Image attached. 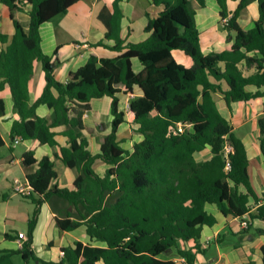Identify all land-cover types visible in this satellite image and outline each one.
Listing matches in <instances>:
<instances>
[{
    "label": "trees",
    "instance_id": "1",
    "mask_svg": "<svg viewBox=\"0 0 264 264\" xmlns=\"http://www.w3.org/2000/svg\"><path fill=\"white\" fill-rule=\"evenodd\" d=\"M78 1L0 0L9 8L15 30L13 36L0 33V93L9 86L19 115L13 122L12 139L35 140L56 148L54 129L65 126L63 135L69 147H61V159L77 172L75 190L52 186L58 174L48 156L40 161L37 171L28 174L32 193L26 199L35 205L28 239L19 250H0V264H17L15 257H20L22 264H174L171 254L196 264L198 254L205 252L200 243L203 228L217 223L206 210L208 204L216 205L226 217L243 220L247 215L250 225L246 233L264 236V203L251 211V200L259 202V198L251 184L246 147L220 113L213 94L222 87L211 80L228 85L229 91L224 93L228 103L264 98V0H233L239 2L233 13L228 0H215L221 20L228 18L225 30L234 33L235 39L230 50L207 55L201 48L193 7V1L205 7L206 0H152L165 9L149 19L145 28L149 37L139 43L122 36V0H115L113 10L103 7L98 18L106 29V40L114 42L107 48L120 54L101 59L90 56L63 83L55 75L58 60L43 52L40 29ZM252 3L258 4L259 19L245 31L239 17ZM21 12L30 17L28 30L16 15ZM95 46L107 45L100 42ZM174 51L184 52L193 66L179 63ZM133 59L143 65L140 73L134 71ZM36 62L42 65L46 84L31 105L29 84ZM242 63L255 72L247 75ZM135 87L143 95L130 102L131 124L143 140L130 152L117 138L125 123L118 95L133 93ZM103 97L112 99L113 130L102 139L100 153L94 155L83 117L91 102ZM41 105L53 111L51 117L37 114ZM4 114L0 97V117ZM179 124L185 130L175 134ZM258 128L264 157V112ZM3 145L0 135V147ZM227 146L232 150L226 156ZM207 148L211 158L198 159ZM97 160L110 166L104 177L95 171ZM36 163L33 151L24 154L26 167ZM53 199L71 207L56 217L61 231L85 226L89 238L105 246L78 241L63 248L58 262L38 258L33 250L34 230L42 204ZM259 221L261 227L256 226ZM6 238L11 236L6 234ZM189 241L195 242L194 249L180 248L181 242ZM262 253L264 264V247Z\"/></svg>",
    "mask_w": 264,
    "mask_h": 264
},
{
    "label": "crops",
    "instance_id": "2",
    "mask_svg": "<svg viewBox=\"0 0 264 264\" xmlns=\"http://www.w3.org/2000/svg\"><path fill=\"white\" fill-rule=\"evenodd\" d=\"M114 2L115 0H80L72 5L66 14L41 26L42 49L46 55L58 60L55 75L59 81L67 83L70 74L83 67L92 55L101 59L114 58L120 54L107 48L113 46L114 42L106 40V29L98 18L103 7L112 11ZM193 2L197 12L196 22L200 37L204 36L203 51L206 52L205 54L230 50L231 48L229 49V46L224 43L222 35L218 33L217 26L221 23L218 3L215 0H206V6L201 7L197 1ZM238 3V1L228 0L231 13L236 10ZM120 8L124 14L122 36L128 37L132 43L142 42L149 37L145 31L149 19L157 18L165 9L164 6L155 5L152 0H122ZM21 14L22 12L16 15L24 26ZM27 16L29 21L27 28L24 26L26 30L30 24V17L28 14ZM258 19V4L252 3L242 11L239 23L245 31H248L255 26ZM138 22L140 24L137 28L135 25ZM138 29L139 32H137ZM0 33L9 36H13L15 33L10 19V10L2 3H0ZM100 42L107 46H95ZM176 52L182 51H174V54ZM240 67L247 75L255 72V69H246L245 63H242ZM133 68L136 73H140L143 70V65L138 59H133ZM211 80L222 87L221 92L213 94L220 113L229 120L234 133L246 147L251 184L259 198V202L251 200V211L254 213L258 205L264 203V157L258 128V120L264 112V98L248 102L228 103L224 94L229 91L228 85L225 82L218 83L214 79ZM45 84L42 65L36 62L35 73L29 84L31 105L43 93ZM249 90L257 91L255 87H249ZM142 95L143 93L138 87H135L133 93L118 95L119 110L125 113V123L118 129L117 138L122 142V146L130 152H133L135 143L143 140V136L136 132V126L131 124L130 102ZM0 97L5 104V114L0 117V135L4 141V145L0 147V250H19L18 236L23 233L28 238L29 221L35 210V205L30 200L27 201L26 197L15 192V181L27 182L28 174L37 171L40 161L46 156L53 160L58 174V179L52 183V186L57 185L59 188L75 190L77 172L67 167L61 159V147H69V140L63 135L66 130L65 126L54 129L59 144L56 148L42 145L35 140L21 139L15 143L11 130L13 122L19 119V115L14 111V101L9 86L0 93ZM52 113L53 111L46 105H41L37 109V114L40 117L49 118ZM113 119L110 97L94 99L91 102V109L84 115L83 120L86 127L85 133L89 139V150L92 154L100 153L102 139L111 134L113 130ZM5 134L10 136V141ZM20 143L25 144V147L19 153L18 147L15 145ZM29 151L34 152L37 160V163L32 167H26L23 164L24 154ZM197 157L200 160L210 159L211 149L207 148ZM109 167L101 160H97L94 165L95 171L101 177L105 176ZM20 196L23 201L19 199ZM206 210L217 219V223L212 227L205 226L203 228L200 243L205 252L198 254L196 264H262L264 236H251L252 232L246 233V229L241 226V219L222 215L216 205L208 204ZM66 211H71V207L59 199H53L52 203L42 204L33 238V250L38 258L44 261L58 262L63 257V248L72 246L78 241L83 244L105 246L102 242L92 241L87 235L85 226L71 232L61 231L57 226L56 217ZM256 226L261 227L262 223L259 221ZM6 234H9L11 238H6ZM194 246V241L180 243V248L183 250L194 249ZM169 257L174 261V264H187L184 258L174 254ZM98 264L104 263L99 262Z\"/></svg>",
    "mask_w": 264,
    "mask_h": 264
},
{
    "label": "rangeland",
    "instance_id": "3",
    "mask_svg": "<svg viewBox=\"0 0 264 264\" xmlns=\"http://www.w3.org/2000/svg\"><path fill=\"white\" fill-rule=\"evenodd\" d=\"M195 6V3L193 2V7ZM195 9V8H194ZM196 11V10H195ZM196 16H197V12H196ZM197 19V18H196ZM21 20H22V22H23V24H24V26L27 28V22L29 21V18H28V16H27V14L26 13H22L21 14ZM140 23L138 22V23H136V27L138 28V25H139ZM217 28H218V33H220V35H222V37H223V39H224V43L225 44H227L228 46H229V49L231 48V46L233 45V43H234V39H235V34L234 33H231V32H229V31H227V30H225V24L223 23V21L221 20V23H219V25L217 26ZM137 32H139V29L137 30ZM204 37V36H203ZM203 37H200V39L202 38V40H200V44H201V48H202V51L204 50V42H203ZM233 39V40H232ZM204 52V54L206 53L205 51H203ZM175 57H176V59L179 61V63H181V64H183L185 67H189V68H191L192 66H193V63H192V60H191V58L189 59V58H187L186 56H185V54L183 53V52H176L175 54ZM2 131H3V129H2ZM5 136H6V138L8 139V141H10L11 139H10V136L9 135H6L5 134ZM25 144H23V143H20L19 145H15L16 147H18V152L20 153L21 151H23V149H24V146ZM8 151V150H7ZM19 199L21 200V201H23L22 200V197L20 196L19 197ZM27 201H29L28 199H27ZM26 205H30V204H26ZM15 262L17 263V264H22V260H21V258L20 257H15Z\"/></svg>",
    "mask_w": 264,
    "mask_h": 264
},
{
    "label": "built area",
    "instance_id": "4",
    "mask_svg": "<svg viewBox=\"0 0 264 264\" xmlns=\"http://www.w3.org/2000/svg\"><path fill=\"white\" fill-rule=\"evenodd\" d=\"M222 21H223V23L225 25L228 24V18L224 19ZM188 127H190V126H188ZM184 130H185L184 125L183 124H179L178 129L174 130V133L175 134L183 133ZM20 140H21V138L17 137L16 140H15V143H18ZM231 150H232L231 146H227L226 147V156L230 153ZM230 167H231L230 163H228L226 169L229 170ZM15 192L20 194V195H22V196H24V197H28L32 193V186L30 185V183L28 181L25 182V183H22L19 180H16L15 181ZM249 225H250V222L248 220V216L246 215V216L243 217V220L241 221V226H242L243 229H248ZM27 239L28 238H27V236L25 234H23V233L19 234V236H18V244H19L20 249L23 247V244H24V242Z\"/></svg>",
    "mask_w": 264,
    "mask_h": 264
}]
</instances>
